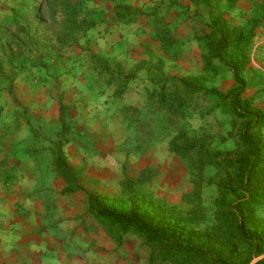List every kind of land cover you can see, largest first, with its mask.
<instances>
[{"label":"rangeland","instance_id":"1","mask_svg":"<svg viewBox=\"0 0 264 264\" xmlns=\"http://www.w3.org/2000/svg\"><path fill=\"white\" fill-rule=\"evenodd\" d=\"M65 3L77 6L80 24L64 23ZM24 5L27 14L15 18ZM165 29L177 41L168 51L157 36ZM234 68L244 84L241 104L262 117L249 134L264 152V0H0V100L28 106L46 99L56 104L51 116L64 106L67 136L56 115L44 127L34 124V133L54 151L65 138L64 149L73 142L86 148L84 182L92 180V195L103 205L139 206L155 224L167 223L185 237L218 238L219 207L237 206L225 186L236 184L228 163L243 156L247 121L211 93L227 96L238 87ZM190 91L182 109L159 101ZM180 133L217 154V163L198 152L186 159L173 153L170 144ZM75 154L70 165L76 169L84 165ZM146 171L155 174L152 180L134 191L124 187ZM261 176L264 193V165ZM252 221L264 233V203ZM96 239L92 248L84 243L77 264H179L139 235H114L101 225ZM261 246L253 254L238 243L237 264L264 255V238ZM24 254L18 260L30 264L33 254ZM35 255L41 264H74L46 247ZM0 264L7 263L1 258Z\"/></svg>","mask_w":264,"mask_h":264},{"label":"crops","instance_id":"2","mask_svg":"<svg viewBox=\"0 0 264 264\" xmlns=\"http://www.w3.org/2000/svg\"><path fill=\"white\" fill-rule=\"evenodd\" d=\"M43 101L27 106L0 100V259L7 264H27L18 260L24 253L33 254L30 264H41L43 260L35 255L37 247L72 257L77 264L84 243L94 247L101 232L89 208L94 184L91 179L85 183L82 173L86 148L73 142L64 149L69 164L74 150L84 165L77 164V170L70 165L83 190L66 192L67 184L55 170L51 145L34 133V124L44 127L55 115L61 116L60 107L51 116L56 104Z\"/></svg>","mask_w":264,"mask_h":264},{"label":"trees","instance_id":"3","mask_svg":"<svg viewBox=\"0 0 264 264\" xmlns=\"http://www.w3.org/2000/svg\"><path fill=\"white\" fill-rule=\"evenodd\" d=\"M27 9L24 5L20 12H16L18 14L15 15V18L22 19L21 13L27 14ZM63 9L66 15L64 23L68 26L72 23H75L74 26L80 24L76 15L80 13L77 6L65 3ZM157 36L164 51L170 50L177 44L175 37L169 30H162ZM234 76L238 87L227 96L215 91L211 92L223 100H228L234 115L247 121L240 136L243 156L235 162L228 163L235 169L234 182L236 184L229 185L228 183L225 187L229 188L230 193L237 195L238 202L236 207H231L225 203H222L219 207L220 213L217 218L220 222L221 236L208 238V236L203 237L193 233L185 237L167 223L155 224L139 206L134 205L129 210L122 211L113 206L103 205L98 197L90 196V212L102 226L113 232L114 235L120 234L122 236L128 233L139 235L145 239L148 245L158 247L160 256L164 260L179 264H237L235 254L238 243L247 246L253 254L261 250L264 233L257 231L254 227L252 211L264 203V193L261 187L264 152L261 143L249 133L250 129L261 121L262 117L248 114L247 104H241L240 98L244 90V84L240 79L239 70L235 68ZM118 88L123 87L120 84ZM193 95L191 91L186 96L177 93H166L159 96V101L163 105H168L174 109H182L188 105L189 97ZM61 110L60 121L64 135L66 133L65 136H67L70 128L64 113L65 107L62 106ZM69 142L67 138L58 142L56 150H53L52 154L56 173L67 184L66 192H77L83 190V187L64 153V147ZM170 149L183 159L198 152L203 159H208L213 163L218 161L217 154L207 152L202 143L187 138L184 133H180L170 144ZM154 176L155 174L146 171L143 178H139L135 182L127 180L124 187L134 191L136 185L144 181H150ZM258 264H264V260Z\"/></svg>","mask_w":264,"mask_h":264},{"label":"water","instance_id":"4","mask_svg":"<svg viewBox=\"0 0 264 264\" xmlns=\"http://www.w3.org/2000/svg\"><path fill=\"white\" fill-rule=\"evenodd\" d=\"M264 260V255L258 256L254 258V260L251 262V264H258L259 262Z\"/></svg>","mask_w":264,"mask_h":264}]
</instances>
